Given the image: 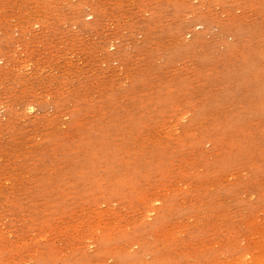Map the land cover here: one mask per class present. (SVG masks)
<instances>
[{"label": "rangeland", "instance_id": "obj_1", "mask_svg": "<svg viewBox=\"0 0 264 264\" xmlns=\"http://www.w3.org/2000/svg\"><path fill=\"white\" fill-rule=\"evenodd\" d=\"M0 264H264V0H0Z\"/></svg>", "mask_w": 264, "mask_h": 264}, {"label": "bare ground", "instance_id": "obj_2", "mask_svg": "<svg viewBox=\"0 0 264 264\" xmlns=\"http://www.w3.org/2000/svg\"><path fill=\"white\" fill-rule=\"evenodd\" d=\"M32 108V107H31Z\"/></svg>", "mask_w": 264, "mask_h": 264}]
</instances>
